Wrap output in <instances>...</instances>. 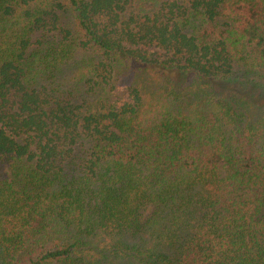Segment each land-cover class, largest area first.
I'll use <instances>...</instances> for the list:
<instances>
[{
    "label": "trees",
    "instance_id": "16d2710c",
    "mask_svg": "<svg viewBox=\"0 0 264 264\" xmlns=\"http://www.w3.org/2000/svg\"><path fill=\"white\" fill-rule=\"evenodd\" d=\"M264 0H0V264H264Z\"/></svg>",
    "mask_w": 264,
    "mask_h": 264
},
{
    "label": "rangeland",
    "instance_id": "374dc122",
    "mask_svg": "<svg viewBox=\"0 0 264 264\" xmlns=\"http://www.w3.org/2000/svg\"><path fill=\"white\" fill-rule=\"evenodd\" d=\"M262 99H264V98H262Z\"/></svg>",
    "mask_w": 264,
    "mask_h": 264
}]
</instances>
